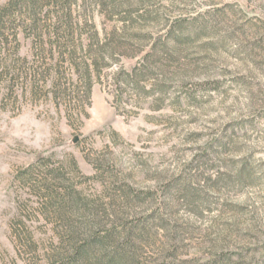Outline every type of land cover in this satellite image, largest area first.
<instances>
[{
  "label": "rangeland",
  "instance_id": "1",
  "mask_svg": "<svg viewBox=\"0 0 264 264\" xmlns=\"http://www.w3.org/2000/svg\"><path fill=\"white\" fill-rule=\"evenodd\" d=\"M77 252L264 264V0H0V264Z\"/></svg>",
  "mask_w": 264,
  "mask_h": 264
},
{
  "label": "trees",
  "instance_id": "2",
  "mask_svg": "<svg viewBox=\"0 0 264 264\" xmlns=\"http://www.w3.org/2000/svg\"><path fill=\"white\" fill-rule=\"evenodd\" d=\"M83 255L84 254H82V252H77V255L75 256V259H74V263L75 264H80V263H83L82 261H84L83 260ZM122 257V256H121ZM123 259L122 260H120V261H123V262H125L126 260V258H124V256L122 257ZM115 261L116 260H110L109 262H108V264H113V263H115ZM117 261H119V259L117 260ZM118 264H119V262H118Z\"/></svg>",
  "mask_w": 264,
  "mask_h": 264
},
{
  "label": "water",
  "instance_id": "3",
  "mask_svg": "<svg viewBox=\"0 0 264 264\" xmlns=\"http://www.w3.org/2000/svg\"><path fill=\"white\" fill-rule=\"evenodd\" d=\"M77 140H75V142H76Z\"/></svg>",
  "mask_w": 264,
  "mask_h": 264
}]
</instances>
